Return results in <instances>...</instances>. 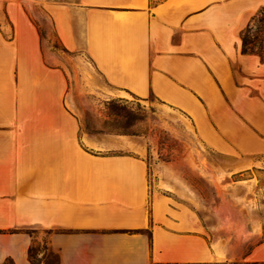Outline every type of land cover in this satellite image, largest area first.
<instances>
[{"label": "crops", "instance_id": "1", "mask_svg": "<svg viewBox=\"0 0 264 264\" xmlns=\"http://www.w3.org/2000/svg\"><path fill=\"white\" fill-rule=\"evenodd\" d=\"M78 3L52 8L54 32L91 62L107 97H152L202 118L243 80L264 90V63L240 40L264 0ZM2 8L0 264H30L29 248L44 244L38 257L58 264H219L216 208L152 187L141 156L86 151L63 72L46 66L22 6ZM246 261L264 264V243Z\"/></svg>", "mask_w": 264, "mask_h": 264}, {"label": "rangeland", "instance_id": "2", "mask_svg": "<svg viewBox=\"0 0 264 264\" xmlns=\"http://www.w3.org/2000/svg\"><path fill=\"white\" fill-rule=\"evenodd\" d=\"M78 2L0 0V15L5 4L22 6L28 15L46 66L60 69L67 80L65 107L77 119L78 139L86 151L141 156L152 187L188 197L207 211L216 208L219 264H249L247 256L264 243V90L243 80L246 88L222 90L223 101L204 106L202 118L152 97H107L105 88L94 85L100 77L91 62L65 51L54 32L52 8ZM259 11L245 34L254 52L245 54L264 63V9ZM48 258L53 262V256Z\"/></svg>", "mask_w": 264, "mask_h": 264}, {"label": "trees", "instance_id": "3", "mask_svg": "<svg viewBox=\"0 0 264 264\" xmlns=\"http://www.w3.org/2000/svg\"><path fill=\"white\" fill-rule=\"evenodd\" d=\"M263 12V10H262ZM261 14V12L259 11L258 14L256 16L253 17L252 21H254L255 19H259V15ZM260 22L263 20H259ZM250 30L249 26L247 27V29L245 31H242L240 34V40H241V51L242 53H253L254 50L252 48L249 47V45L251 44L250 42L247 41V39L245 38V34L248 33ZM150 238V233L146 232ZM43 248L38 247L37 250L35 249L36 247L31 246L28 250V260L30 264H58V260L56 258V256L52 255L51 253H48L45 256L44 261H42V259H40L38 257V253L43 251L46 253L47 251V246L44 244ZM49 257H54L53 262L48 263L47 261L50 259ZM2 264H14L13 261L11 259H7L4 263Z\"/></svg>", "mask_w": 264, "mask_h": 264}]
</instances>
